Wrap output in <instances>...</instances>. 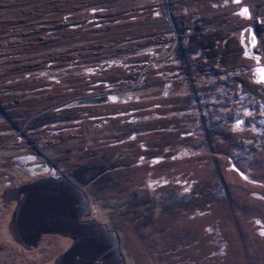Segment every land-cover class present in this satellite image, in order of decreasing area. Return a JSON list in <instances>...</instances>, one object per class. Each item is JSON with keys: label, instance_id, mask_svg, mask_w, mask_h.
<instances>
[{"label": "rangeland", "instance_id": "rangeland-1", "mask_svg": "<svg viewBox=\"0 0 264 264\" xmlns=\"http://www.w3.org/2000/svg\"><path fill=\"white\" fill-rule=\"evenodd\" d=\"M261 77L264 0H0V181L38 156L127 264H264Z\"/></svg>", "mask_w": 264, "mask_h": 264}, {"label": "water", "instance_id": "water-1", "mask_svg": "<svg viewBox=\"0 0 264 264\" xmlns=\"http://www.w3.org/2000/svg\"><path fill=\"white\" fill-rule=\"evenodd\" d=\"M106 100L101 96L77 103ZM17 193L24 194L14 217L17 240L35 245L43 234L56 233L74 240L59 256L58 264H127L118 233L87 218L91 214L89 197L71 181L63 177L40 179L20 187Z\"/></svg>", "mask_w": 264, "mask_h": 264}, {"label": "flooded vegetation", "instance_id": "flooded-vegetation-1", "mask_svg": "<svg viewBox=\"0 0 264 264\" xmlns=\"http://www.w3.org/2000/svg\"><path fill=\"white\" fill-rule=\"evenodd\" d=\"M16 157L21 159V165L16 166V169L19 170L22 176L5 183H1L0 181V222L2 223L0 226V238L4 237L5 231V236L9 238L5 239V242H2L4 245L0 247V264H58L59 256L72 246L74 240L56 233H45L35 245H26L15 237L14 217L20 200L24 198V194L17 193L20 187L40 179L65 178V175L54 174L50 165L47 166L39 163L36 159L38 156L32 153L21 154ZM66 179L69 180L67 177ZM2 184H4V187H2ZM53 237L59 240L61 239V241L63 240L61 244L59 243L60 247L57 244L50 243L51 241L49 239L52 240ZM44 243L50 249L55 247L56 249H61L51 258L53 262L49 260L43 261L41 258V249Z\"/></svg>", "mask_w": 264, "mask_h": 264}, {"label": "snow or ice", "instance_id": "snow-or-ice-1", "mask_svg": "<svg viewBox=\"0 0 264 264\" xmlns=\"http://www.w3.org/2000/svg\"><path fill=\"white\" fill-rule=\"evenodd\" d=\"M240 14L241 15H245V16L250 15L249 14V10L246 7L242 9V11H241ZM253 43H255V38L254 37H253ZM245 54L247 55V53H245ZM259 82H264V77H261L260 80H259ZM242 123H243V121H237L236 128H239ZM241 175H243V173H241ZM245 179H247V176H245ZM184 191L185 192L189 191V188H185ZM261 223L262 222L260 220H257L256 221V224H258V225H260ZM260 234L261 235H264V227H262L260 229Z\"/></svg>", "mask_w": 264, "mask_h": 264}, {"label": "crops", "instance_id": "crops-1", "mask_svg": "<svg viewBox=\"0 0 264 264\" xmlns=\"http://www.w3.org/2000/svg\"><path fill=\"white\" fill-rule=\"evenodd\" d=\"M251 31H252V28H251ZM251 31L249 32V34H251L252 37L256 38L255 35H254V32H253V31L251 32ZM249 34H248V35H249ZM255 40H256V39H255Z\"/></svg>", "mask_w": 264, "mask_h": 264}, {"label": "bare ground", "instance_id": "bare-ground-1", "mask_svg": "<svg viewBox=\"0 0 264 264\" xmlns=\"http://www.w3.org/2000/svg\"><path fill=\"white\" fill-rule=\"evenodd\" d=\"M250 38H251V40H252V43H253V37L251 36V34H250ZM102 100V99H101Z\"/></svg>", "mask_w": 264, "mask_h": 264}]
</instances>
